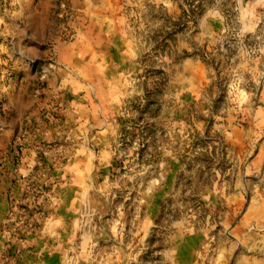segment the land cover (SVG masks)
<instances>
[{
	"label": "rangeland",
	"instance_id": "rangeland-1",
	"mask_svg": "<svg viewBox=\"0 0 264 264\" xmlns=\"http://www.w3.org/2000/svg\"><path fill=\"white\" fill-rule=\"evenodd\" d=\"M0 264H264V0H0Z\"/></svg>",
	"mask_w": 264,
	"mask_h": 264
}]
</instances>
